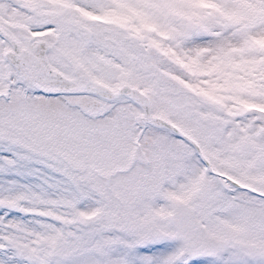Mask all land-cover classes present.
Masks as SVG:
<instances>
[{
	"label": "snow or ice",
	"instance_id": "6c2138e0",
	"mask_svg": "<svg viewBox=\"0 0 264 264\" xmlns=\"http://www.w3.org/2000/svg\"><path fill=\"white\" fill-rule=\"evenodd\" d=\"M0 264H264V0H0Z\"/></svg>",
	"mask_w": 264,
	"mask_h": 264
}]
</instances>
